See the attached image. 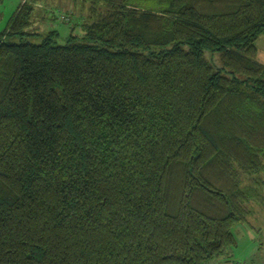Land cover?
I'll use <instances>...</instances> for the list:
<instances>
[{"label":"trees","instance_id":"trees-1","mask_svg":"<svg viewBox=\"0 0 264 264\" xmlns=\"http://www.w3.org/2000/svg\"><path fill=\"white\" fill-rule=\"evenodd\" d=\"M36 1L0 30V264L219 258L264 170V0H85L63 45Z\"/></svg>","mask_w":264,"mask_h":264},{"label":"rangeland","instance_id":"rangeland-1","mask_svg":"<svg viewBox=\"0 0 264 264\" xmlns=\"http://www.w3.org/2000/svg\"><path fill=\"white\" fill-rule=\"evenodd\" d=\"M22 0H0V30L6 27L11 15L15 12ZM135 4L146 7L149 9L158 8L157 3L152 0L143 2L135 0ZM89 1L85 0H38L34 4V23L27 30L31 36H27L26 40L34 44H40L48 32L57 31L58 38L57 44H65L68 36L73 35L76 37H82L86 33V25L91 22ZM97 9L100 15H103L106 11V7L103 1H100L97 5ZM15 41H17L15 39ZM204 55L209 63L214 68H221L219 61V55L216 52L205 51ZM247 175H240L241 187L247 188L248 182ZM247 181V182H246ZM234 229V228H232ZM237 238V245L226 247L224 254L220 258H213L205 264H220L223 261H231L235 264H264V241L260 240L257 244V251L250 249L249 237L244 234L239 236L235 232ZM245 252V257L249 258L247 261H242V253ZM253 255L250 256V253ZM240 259V260H239Z\"/></svg>","mask_w":264,"mask_h":264},{"label":"crops","instance_id":"crops-1","mask_svg":"<svg viewBox=\"0 0 264 264\" xmlns=\"http://www.w3.org/2000/svg\"><path fill=\"white\" fill-rule=\"evenodd\" d=\"M256 48V59L259 63L264 64V34L257 38ZM246 180L249 181L247 185L249 197L245 204L248 213L244 220L237 222L233 226L234 229H232V233L235 238V245L238 243L235 232H237L239 236L246 234L249 237L250 249L257 251L260 249L257 247V243L260 240L264 241V170L247 177ZM244 255L245 252L241 255L243 256L241 259L242 261H247L251 258H246ZM251 255H253V252L250 253V256ZM262 261H264V259H262ZM225 262L231 261H223V263Z\"/></svg>","mask_w":264,"mask_h":264}]
</instances>
